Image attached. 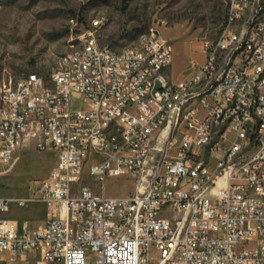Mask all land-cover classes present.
Instances as JSON below:
<instances>
[{
	"label": "built area",
	"instance_id": "built-area-1",
	"mask_svg": "<svg viewBox=\"0 0 264 264\" xmlns=\"http://www.w3.org/2000/svg\"><path fill=\"white\" fill-rule=\"evenodd\" d=\"M99 27L65 71L0 78V164L28 141L56 156L33 194L0 196V264H264V5L228 0L222 33L181 81L164 75L171 40L145 34L124 53L100 44ZM201 75L214 79L209 95ZM123 175L134 191L107 195L105 181ZM36 202L48 211L42 229L9 216Z\"/></svg>",
	"mask_w": 264,
	"mask_h": 264
},
{
	"label": "rangeland",
	"instance_id": "rangeland-1",
	"mask_svg": "<svg viewBox=\"0 0 264 264\" xmlns=\"http://www.w3.org/2000/svg\"><path fill=\"white\" fill-rule=\"evenodd\" d=\"M227 5L228 0H0V78L17 82L30 72L49 76L95 19L100 20V44L113 50L135 47L143 35L155 33L192 49L194 59L202 62L204 42L216 40L224 29ZM190 58L188 51L182 53V66ZM16 155L12 167L0 164L6 170L0 174V195L28 197L49 174L55 152L38 150L32 142L24 143ZM83 180L103 191L88 172ZM134 189L130 175L109 177L104 183L109 196H126ZM12 212L32 217L37 225L48 214L39 203L14 205Z\"/></svg>",
	"mask_w": 264,
	"mask_h": 264
},
{
	"label": "bare ground",
	"instance_id": "bare-ground-1",
	"mask_svg": "<svg viewBox=\"0 0 264 264\" xmlns=\"http://www.w3.org/2000/svg\"><path fill=\"white\" fill-rule=\"evenodd\" d=\"M257 4L264 5V0H257ZM249 25H257L256 15H249ZM247 50H249V33H242L241 43L238 44V52H246ZM83 51H84V43H78L73 50L63 54L59 58L60 59L59 64L55 68V71H65V65H72V59H75V57H77V54L83 53ZM132 52H137V45L135 47H129L124 49V53H132ZM238 52L229 51V64H237ZM26 80H27V75L24 78H22L20 81H26ZM199 83H204L201 86V95H209V92H212L214 89V79H209V75L199 76ZM24 98H32V91H24ZM0 101H1V91H0ZM175 119H182V112H175ZM171 132L180 133V124L171 123ZM17 160H18V156L16 155V162ZM239 163H240V156H232V159H230V166H238Z\"/></svg>",
	"mask_w": 264,
	"mask_h": 264
},
{
	"label": "crops",
	"instance_id": "crops-1",
	"mask_svg": "<svg viewBox=\"0 0 264 264\" xmlns=\"http://www.w3.org/2000/svg\"><path fill=\"white\" fill-rule=\"evenodd\" d=\"M187 51L191 54V58H190L188 63H186L184 66H182V61L180 60L181 58L179 59V57H180V55L182 53L184 54ZM200 63L201 62H199V61L194 59V57L192 55V49H190V48H182L181 45L177 44L176 46L174 45V59H173L172 63L168 67L165 68L164 75L168 79H170L172 81L185 80V79L189 78L193 74V72L195 71L197 65L200 64ZM27 143L30 144V143H32V141H28ZM20 149H21V147L16 150V153L19 152ZM55 161H56V156H55V159H54V164H55ZM0 196H2V195H0ZM3 197H8L9 198V196H3ZM36 203H39V202H36ZM39 204H42L46 208V206L43 203H39ZM12 211H13V207H12L10 213H9V216L11 218L16 219L18 221L28 220L30 225L33 228H36V229H42L44 227L46 221H47V218H48V214H46V216L43 219L42 224L37 225L34 222V219L32 217L23 216V215H17V214H14ZM31 255L32 256H37V255H39V253L38 252H31Z\"/></svg>",
	"mask_w": 264,
	"mask_h": 264
}]
</instances>
